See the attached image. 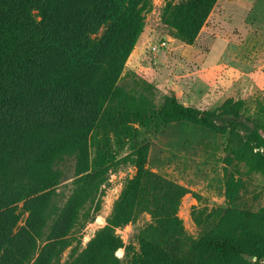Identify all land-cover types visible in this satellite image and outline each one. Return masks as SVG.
Returning <instances> with one entry per match:
<instances>
[{
  "label": "trees",
  "instance_id": "obj_1",
  "mask_svg": "<svg viewBox=\"0 0 264 264\" xmlns=\"http://www.w3.org/2000/svg\"><path fill=\"white\" fill-rule=\"evenodd\" d=\"M217 1H168L160 21L191 45ZM151 8L152 0H0V264H264V210L235 206L237 181H225L227 207L192 212L193 239L176 215L190 192L146 169V144L120 158L135 173L80 247L78 233L100 209L107 166L118 162L110 137L129 140L135 123L223 136L224 164L264 177V126L244 116L242 100L200 110L168 94L155 111L147 96L118 84ZM142 213L150 222L137 232L136 250L123 246L116 231Z\"/></svg>",
  "mask_w": 264,
  "mask_h": 264
},
{
  "label": "rangeland",
  "instance_id": "obj_2",
  "mask_svg": "<svg viewBox=\"0 0 264 264\" xmlns=\"http://www.w3.org/2000/svg\"><path fill=\"white\" fill-rule=\"evenodd\" d=\"M168 1L178 0H152L118 84L134 95L147 96L155 111L168 94L182 105L200 110H215L226 99L242 100L244 116L264 126V0H218L191 45L175 39L161 23V11ZM161 42L163 46L158 45ZM132 127L135 131L129 140L110 137L113 162H118L107 166L100 209L78 233L80 247L103 225L122 185L135 173L134 167L120 158L144 144L146 169L190 192L181 198L176 214L187 236L194 239L199 234L192 212L228 206L224 197L228 178L238 183L234 199L237 208L264 210V177L248 173L243 164H224L225 137L188 124L159 126L156 130L137 123ZM65 168L57 190L63 195L70 189L72 163L66 162ZM23 219L24 215L20 224ZM149 222V216L142 213L117 230L123 246L136 250L135 236ZM68 256L69 248L61 254L60 262ZM117 257L126 261L123 249L118 250Z\"/></svg>",
  "mask_w": 264,
  "mask_h": 264
},
{
  "label": "built area",
  "instance_id": "obj_3",
  "mask_svg": "<svg viewBox=\"0 0 264 264\" xmlns=\"http://www.w3.org/2000/svg\"><path fill=\"white\" fill-rule=\"evenodd\" d=\"M158 45H159V46H163V45H164V43H163V42H161V43H159ZM155 48H156V46H154V47H153V49H155Z\"/></svg>",
  "mask_w": 264,
  "mask_h": 264
}]
</instances>
